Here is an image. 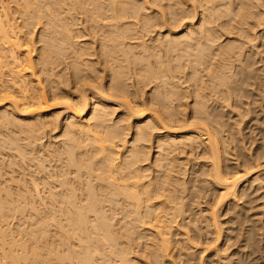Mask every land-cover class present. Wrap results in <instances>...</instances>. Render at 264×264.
I'll list each match as a JSON object with an SVG mask.
<instances>
[{"label": "bare ground", "instance_id": "bare-ground-1", "mask_svg": "<svg viewBox=\"0 0 264 264\" xmlns=\"http://www.w3.org/2000/svg\"><path fill=\"white\" fill-rule=\"evenodd\" d=\"M261 92L264 0H0V264H242Z\"/></svg>", "mask_w": 264, "mask_h": 264}, {"label": "rangeland", "instance_id": "rangeland-1", "mask_svg": "<svg viewBox=\"0 0 264 264\" xmlns=\"http://www.w3.org/2000/svg\"><path fill=\"white\" fill-rule=\"evenodd\" d=\"M37 26H39V24L37 25ZM36 29H37V27H36ZM261 93H264V92H261ZM260 93V94H261ZM259 94V95H260ZM262 95V94H261ZM261 95H260V97L258 96L257 98L260 100H258L257 99V103H256V105L255 104H252V107H255L256 108V110L258 111V114L256 115V117H254L253 118V115H254V113H250L246 118H245V120H244V122L242 123V128L244 129L245 128V130H243L244 131V134L246 135V136H244V138L245 139H243V145L245 146V148H247L248 149V151H250V152H252V151H255L256 149H257V146L259 147L260 145H261V143L262 144H264V94L262 95V97H261ZM263 98V99H262ZM262 101V102H261ZM260 104H261V106H260ZM255 105V106H254ZM251 106V105H250ZM250 106H247V107H250ZM256 106H258V107H256ZM262 109H260V108ZM65 114H66V111L62 114V117L63 116H65ZM251 115V116H250ZM261 115H263V116H261ZM262 119V120H261ZM263 121V122H261V121ZM262 123V124H261ZM262 134V135H261ZM260 135H261V137H260ZM262 136H263V138H262ZM261 140V141H260ZM258 141V142H257ZM252 142V143H251ZM256 142V143H255ZM234 145V146H233ZM251 145V146H250ZM236 146V147H235ZM250 146V147H249ZM234 148V150L235 151H237V152H240V148H239V145L237 146V144H236V142L235 141H233L232 142V144H231V148ZM232 148V149H233ZM239 148V149H238ZM239 150V151H238ZM261 150H263L264 151V145H263V148L261 149ZM230 157H232V158H230V160H229V162L230 163H232V162H234V160H235V156H230ZM233 161H232V160ZM233 164H235V162L233 163ZM251 171H254V172H251ZM250 171V176H252V175H255L256 174V172H257V175H261L260 177H261V180H264L263 178H264V171H262V173H261V170H260V168H258V169H256L255 170V168H254V170L252 169ZM260 171V172H259ZM259 172V173H258ZM256 176V175H255ZM252 177H254V176H252ZM255 183H257V184H260L261 186H262V188L260 189V191L258 190V191H256L255 190V186L257 185V184H255ZM255 183H253V185H251L250 187L251 188H248V194L246 195V198H248V199H246V198H244V199H241V200H239L240 201V203H243V201L246 199L247 201H249V202H247V204H249V206H248V209L246 210V212L244 213L245 215H243V226L245 227V225H246V227H248V226H250V225H252V223H253V225H256V227H255V230H254V236H255V238H256V240L258 241V248H259V250L257 251V252H255V254H253L250 258H246L247 260L245 261V262H243L242 264H246V262H252L253 264H264V197H263V195H264V183H258L257 181H255ZM263 184V185H262ZM254 190H255V192H254ZM263 190V191H262ZM251 192V193H250ZM254 192V193H253ZM249 193H250V195H249ZM261 194V195H260ZM263 194V195H262ZM260 196V197H259ZM250 197V198H249ZM259 197V198H258ZM252 199V200H251ZM262 200V201H261ZM254 201V202H253ZM257 201H258V203H257ZM263 202V203H262ZM254 204H255V206H254ZM253 208V209H252ZM253 210V211H252ZM248 211H249V213H248ZM246 216V217H245ZM250 217V218H249ZM249 218V219H248ZM259 219V220H258ZM13 220V221H12ZM248 220V221H247ZM252 220H253V222H252ZM12 221V222H11ZM20 221V219L18 220V218H14V219H10L9 220V222L7 223V225L8 224H12V225H8V226H10L11 228H14L15 226H17L18 225V222ZM27 221H30V220H27ZM252 223H251V222ZM258 222V223H257ZM245 224V225H244ZM250 224V225H249ZM260 226H259V225ZM5 225V224H4ZM12 226H14V227H12ZM258 226V227H257ZM259 227H261L260 229H259ZM261 232V233H260ZM260 236V237H259ZM262 236V237H261ZM259 239V240H258ZM0 243H1V241H0ZM239 243L240 242H236L234 245H232L231 246V248L229 249V252L230 251H234L238 246H239ZM237 244V245H236ZM263 244V245H262ZM235 246V247H234ZM208 251V250H207ZM247 250H245V252H246ZM208 252H210V250L208 251ZM208 252H206V253H204L203 254V256H206V255H208L207 253ZM218 256H215V257H213L214 258V264H224V259L222 260V258L223 257H218ZM216 260V261H215ZM251 260V261H250ZM221 261H222V263H221ZM217 262H219V263H217ZM247 263V264H248ZM252 263H249V264H252ZM226 264V263H225Z\"/></svg>", "mask_w": 264, "mask_h": 264}]
</instances>
